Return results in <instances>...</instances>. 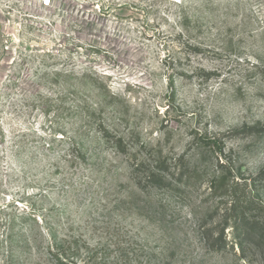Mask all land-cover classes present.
Returning <instances> with one entry per match:
<instances>
[{
    "label": "rangeland",
    "instance_id": "1",
    "mask_svg": "<svg viewBox=\"0 0 264 264\" xmlns=\"http://www.w3.org/2000/svg\"><path fill=\"white\" fill-rule=\"evenodd\" d=\"M144 159L184 167L172 197ZM257 207L264 0H0V264H43L46 216L142 264H259Z\"/></svg>",
    "mask_w": 264,
    "mask_h": 264
},
{
    "label": "trees",
    "instance_id": "2",
    "mask_svg": "<svg viewBox=\"0 0 264 264\" xmlns=\"http://www.w3.org/2000/svg\"><path fill=\"white\" fill-rule=\"evenodd\" d=\"M104 131L107 135L113 134L110 131ZM195 133L197 134V132ZM198 139L202 140V142L206 145H214V147L217 148V151L223 153V147L218 146L217 141H211L206 135H203L202 139ZM115 141L119 151H126L123 147L125 144L123 137H116ZM84 147V145L74 144L71 148H69V155L72 157L76 156L77 158H83L85 160L86 156L83 154V150H85ZM76 152L78 155H76ZM143 161L146 164L148 162L145 159ZM143 161L140 160L137 165L135 164L136 170L142 169L140 167H143ZM220 167L222 168L223 164H220ZM175 169L176 170L172 172L170 171V168L166 166V161L156 160L147 164V168H145L144 172V178L146 181L152 183L153 186H169V196L172 197L174 190L176 189H172V186H175L173 181H175L177 186L180 184H178L177 179L183 181L182 179L187 176L184 167H180L179 163ZM175 174L178 175V178L174 177ZM144 178H138V185L142 184ZM258 209L259 212L261 211V217L256 220L253 228H249L248 232H243L244 235L241 237L255 235L260 240L264 239V209ZM67 222L70 223V220L68 219ZM37 223L42 225L45 223L46 225L44 232L32 240L38 245H36L38 247L37 254H39L40 260H42L43 264H142L137 253H133L134 257L132 259H126L125 256H122L121 254L112 257V255H110L112 253L109 249L110 246L108 248L106 244H91V242L88 241L84 235H80L75 232L73 228H66L63 225V222H53L52 219H49L46 216L44 218H39ZM225 224L226 225H224L220 231L218 230L219 232L216 233V238L212 244L214 251H220L222 248H227L228 241L225 234V229L227 227L231 226L236 230L240 227H238L239 223L237 220L234 222H226ZM239 245L244 251V243L241 242ZM259 264H264V260L259 261Z\"/></svg>",
    "mask_w": 264,
    "mask_h": 264
},
{
    "label": "built area",
    "instance_id": "3",
    "mask_svg": "<svg viewBox=\"0 0 264 264\" xmlns=\"http://www.w3.org/2000/svg\"><path fill=\"white\" fill-rule=\"evenodd\" d=\"M48 0H46V2H47ZM46 4H49V3H46Z\"/></svg>",
    "mask_w": 264,
    "mask_h": 264
}]
</instances>
